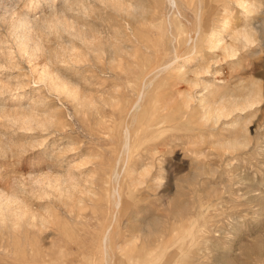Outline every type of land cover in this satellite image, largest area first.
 <instances>
[{
  "label": "rangeland",
  "instance_id": "1",
  "mask_svg": "<svg viewBox=\"0 0 264 264\" xmlns=\"http://www.w3.org/2000/svg\"><path fill=\"white\" fill-rule=\"evenodd\" d=\"M66 1L0 3V264H264V0Z\"/></svg>",
  "mask_w": 264,
  "mask_h": 264
},
{
  "label": "bare ground",
  "instance_id": "2",
  "mask_svg": "<svg viewBox=\"0 0 264 264\" xmlns=\"http://www.w3.org/2000/svg\"><path fill=\"white\" fill-rule=\"evenodd\" d=\"M55 1L56 0H45V2H46V4L47 5H51V4H54L55 3ZM64 1V0H63ZM69 3H71L72 1H69V0H67ZM65 2V4L67 3L68 4V2ZM79 1V0H78ZM0 3H2L1 2V0H0ZM75 3V2H74ZM81 4V3H80ZM1 5V4H0ZM73 5H75V4H73ZM76 5H77V3H76ZM4 6V5H3ZM69 6V8L71 9V4H69L68 5ZM241 6L243 7V8H246L245 7V3H241ZM75 7V6H74ZM0 8H1V6H0ZM89 8V7H88ZM88 8L87 7H83L82 9H83V11L84 12H87V10H88ZM67 9L68 8H66V11H67ZM69 9V10H70ZM72 10V9H71ZM247 10H248V7H247ZM53 11V10H52ZM128 11V10H127ZM79 12H80V10H79ZM55 13V12H54ZM64 14V13H63ZM85 16V15H84ZM52 21H54V20H51V22ZM15 22V21H14ZM46 22V21H45ZM51 22H47V23H44L45 25L47 24L48 26H49V28H50V26H52V24H51ZM37 23H38V20L37 19H32L30 16H28V14H27V16L26 15H20L19 16V18H17V21L13 24V28H12V34H13V36H14V39H15V41H16V45H17V49H18V51L20 52V53H22L23 55H28L29 54V51L31 50V49H33V51H35V52H38V51H40V48H41V46H40V44L38 43V42H35V41H33V37H31V35H30V33L33 31V29L35 28L34 26L35 25H37ZM57 23V22H56ZM46 25V26H47ZM73 26V25H72ZM68 28V27H67ZM70 28V30L72 29L71 27H69ZM75 29V28H74ZM73 31V30H72ZM82 36L83 35H81L80 36V38H82ZM78 37V36H77ZM247 37V36H246ZM85 38V37H84ZM84 38L82 39V40H84ZM178 39V38H177ZM85 41V43L87 42L86 41V39L84 40ZM208 41V40H207ZM211 41V40H210ZM219 41V40H218ZM209 42V41H208ZM88 43V42H87ZM216 46V45H215ZM211 48V47H210ZM213 49H215V48H213ZM71 50V49H70ZM95 51H98V49H94ZM225 51V50H224ZM235 51L234 50H231L230 52H229V57L230 56H234L235 55V53H234ZM116 54V53H115ZM75 58V57H74ZM179 59H181L180 57H179ZM183 60V59H182ZM181 61V60H180ZM174 62V61H173ZM176 62H178V61H176ZM59 64V63H58ZM173 65V64H172ZM167 66H169V65H167ZM166 66V67H167ZM167 69V68H166ZM151 70V69H150ZM149 70V71H150ZM157 70V69H156ZM155 70V71H156ZM51 71V70H50ZM49 70H47V72L45 71L44 72V78L42 79V80H45V81H49V83L50 84H55V85H61V88L60 89H62V90H65V91H67L68 90V88H67V84L64 82V81H61L60 79H59V76L57 75V74H55L56 75V77H54L53 76V74H51V72H50ZM148 71V72H149ZM155 73V72H154ZM161 74V73H160ZM159 74V75H160ZM150 75V74H149ZM58 76V77H57ZM142 76V75H141ZM154 78H156V77H154ZM60 82V84L58 83V81ZM64 80V79H63ZM142 84H143V82H142ZM56 88V87H55ZM142 96V95H141ZM140 98V97H139ZM141 99V98H140ZM254 103H256V102H252V101H247L244 105H242V106H244V108H247V107H251V106H253L254 105ZM167 104V103H166ZM134 108V107H133ZM141 108V107H140ZM243 107H239V105L238 104H235L234 106H233V111H235V110H241ZM136 110V109H135ZM225 115H227V113L225 112V107L224 106H222L221 108H219V109H215V110H213V111H211L210 113H209V115L208 116H206L207 117V119L209 118V116H210V118L212 119V120H214V121H218L221 117H223V116H225ZM152 116H154V115H152ZM158 117V116H157ZM209 118V119H210ZM156 120V119H155ZM151 122V121H150ZM131 125V124H130ZM129 125V126H130ZM128 128V127H127ZM5 200V199H4ZM9 201V200H8ZM3 201H2V196H0V206H1V203H2ZM7 202V201H6ZM14 203V202H13ZM4 204V203H3ZM6 204V203H5ZM10 204H11V202H10ZM8 205V204H7ZM3 210V209H2ZM10 211V210H9ZM4 212H5V210H4ZM14 212V211H13ZM5 215V214H4ZM20 215H24V212H21L20 213Z\"/></svg>",
  "mask_w": 264,
  "mask_h": 264
}]
</instances>
